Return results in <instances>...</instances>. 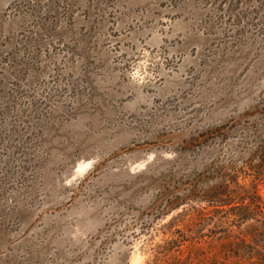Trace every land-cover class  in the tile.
Listing matches in <instances>:
<instances>
[{"label": "rangeland", "instance_id": "374dc122", "mask_svg": "<svg viewBox=\"0 0 264 264\" xmlns=\"http://www.w3.org/2000/svg\"><path fill=\"white\" fill-rule=\"evenodd\" d=\"M259 149L264 0H0V264H245Z\"/></svg>", "mask_w": 264, "mask_h": 264}, {"label": "trees", "instance_id": "16d2710c", "mask_svg": "<svg viewBox=\"0 0 264 264\" xmlns=\"http://www.w3.org/2000/svg\"><path fill=\"white\" fill-rule=\"evenodd\" d=\"M248 166V170L240 173V183L233 182L235 190L225 186L221 191L205 193L203 200L231 207L235 222L239 221L240 228L247 227L240 241V260L243 252L244 255L251 252L245 264H264V196L260 189L264 188V149L258 150Z\"/></svg>", "mask_w": 264, "mask_h": 264}]
</instances>
